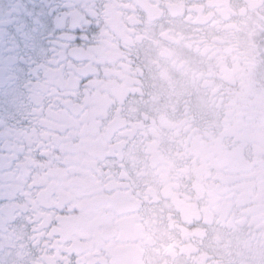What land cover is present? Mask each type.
Returning a JSON list of instances; mask_svg holds the SVG:
<instances>
[{"label":"flooded vegetation","instance_id":"obj_1","mask_svg":"<svg viewBox=\"0 0 264 264\" xmlns=\"http://www.w3.org/2000/svg\"><path fill=\"white\" fill-rule=\"evenodd\" d=\"M56 2L0 108V264H264V0Z\"/></svg>","mask_w":264,"mask_h":264},{"label":"snow or ice","instance_id":"obj_2","mask_svg":"<svg viewBox=\"0 0 264 264\" xmlns=\"http://www.w3.org/2000/svg\"><path fill=\"white\" fill-rule=\"evenodd\" d=\"M67 6L56 0H0V108L16 124L27 119L22 89L46 45L67 25L68 18L59 11ZM0 127L6 133L7 120L0 121Z\"/></svg>","mask_w":264,"mask_h":264}]
</instances>
